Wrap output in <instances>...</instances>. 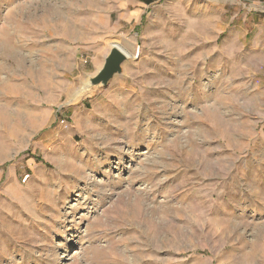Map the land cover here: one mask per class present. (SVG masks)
Returning <instances> with one entry per match:
<instances>
[{"label": "rangeland", "instance_id": "374dc122", "mask_svg": "<svg viewBox=\"0 0 264 264\" xmlns=\"http://www.w3.org/2000/svg\"><path fill=\"white\" fill-rule=\"evenodd\" d=\"M0 264H264V0H0Z\"/></svg>", "mask_w": 264, "mask_h": 264}, {"label": "water", "instance_id": "95a60500", "mask_svg": "<svg viewBox=\"0 0 264 264\" xmlns=\"http://www.w3.org/2000/svg\"><path fill=\"white\" fill-rule=\"evenodd\" d=\"M129 59L128 54L117 45H111L107 54L103 57L101 66L95 74L88 78L87 91H93L105 87L109 81L122 72V65Z\"/></svg>", "mask_w": 264, "mask_h": 264}]
</instances>
